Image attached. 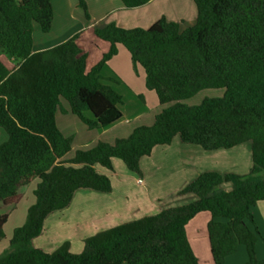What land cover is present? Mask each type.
Here are the masks:
<instances>
[{
    "label": "trees",
    "instance_id": "1",
    "mask_svg": "<svg viewBox=\"0 0 264 264\" xmlns=\"http://www.w3.org/2000/svg\"><path fill=\"white\" fill-rule=\"evenodd\" d=\"M121 1L133 8L151 0ZM193 1L197 18L191 25L162 16L149 28L113 22L96 28L110 49L88 71L78 34L33 51L35 24L45 33L53 27L52 0H0V49L15 61L9 68L0 59V127L8 134L0 145V207H16L20 189L39 179L35 202L14 229L0 264H200L186 226L202 211L212 214L208 233L215 264H227L240 245L247 248V264H264L256 251L258 228L249 224H255L251 208L264 200V0ZM79 6L90 19L87 0ZM120 44L133 68H144L146 85L160 104L175 103L153 124L140 125L113 144L101 140L79 149L66 161L74 135H65L57 124L61 99L90 129L106 128L123 116V96L106 82L115 80L101 74ZM204 89H224V95L192 107L180 103ZM176 136L207 151L251 141L252 170L203 172L179 193L197 195L194 201L89 237L80 253L72 252L69 242L53 252L33 244L45 219L68 207L78 189L112 191L111 178L99 167L114 171L113 158H120L141 176V159ZM225 183L232 188L226 190ZM8 218L0 213V241Z\"/></svg>",
    "mask_w": 264,
    "mask_h": 264
},
{
    "label": "crops",
    "instance_id": "2",
    "mask_svg": "<svg viewBox=\"0 0 264 264\" xmlns=\"http://www.w3.org/2000/svg\"><path fill=\"white\" fill-rule=\"evenodd\" d=\"M57 2L58 4H55V0H52L54 21L51 31L45 33L39 24L34 26L33 51L51 48L78 34V42L88 53V71L110 49V43L95 34L96 28L105 27L112 22L123 28H149L162 16H166L165 8L168 3L165 0H151L144 5L128 8L121 0H87L91 15L88 19L79 6V0ZM187 2L191 8L187 14L183 12V16L186 17L182 16L183 19L180 17L181 21H178L174 20L176 17L169 15L166 16L167 19L186 25L193 24L197 18L196 5L192 0ZM161 7L163 9H160ZM118 49V54L106 63L101 74L105 79L115 80L106 82L123 96V103L120 105L123 116L106 128L90 129L88 126L86 129L83 128L87 141H90L85 143V146L92 142L97 144L101 140L106 141L104 135L112 130L116 133L111 141L114 143L117 138L129 136L139 126L130 125L133 119L149 115L151 117L148 125H151L155 121V116L163 110L161 105L157 108V114H151L146 100H141L140 97L146 94L152 98V93L148 91L146 85L144 70L138 68V76H135L129 51L121 44L118 45ZM127 96L133 105L131 107L125 103ZM63 111L69 113L66 106H63ZM76 134L74 132L65 135H74L75 141ZM123 163L120 158H113L114 169L119 168L122 175H118L116 171L98 168L111 178L113 185L111 192L92 188L78 189L68 207L52 212L45 219L43 232L33 239V244L47 252H53L65 242H69L70 250L80 253L84 250L85 241L89 237L125 222L158 213L162 208L190 203L198 196L179 193L203 172L249 174L253 167L252 144L251 141H247L232 148L207 151L199 145L184 143L180 136H176L171 144L156 146L150 156L141 159V176L126 169L127 166L125 167ZM139 179L143 180L142 184L138 182ZM137 185L139 189L136 188ZM223 187L230 190L232 185L225 183ZM18 204L16 207H7L16 209ZM251 212L255 224H249L252 228L256 226L259 231L257 256L264 260V200L254 205ZM211 219L212 214L209 211H202L186 226L189 242L200 264H215L208 233V223ZM247 261L248 252L245 245H240L236 253L227 257V264H247Z\"/></svg>",
    "mask_w": 264,
    "mask_h": 264
},
{
    "label": "rangeland",
    "instance_id": "3",
    "mask_svg": "<svg viewBox=\"0 0 264 264\" xmlns=\"http://www.w3.org/2000/svg\"><path fill=\"white\" fill-rule=\"evenodd\" d=\"M165 2L166 3L168 2L167 6L165 8L166 9L165 15L166 16L171 15V17L174 16V17H176V18H174V20H178V21H181V18L184 14L183 12H185V14H187L189 12L188 9L191 8L189 6L187 0H165ZM192 2H194V1L192 0ZM55 4H58L57 0H55ZM174 7L176 8V10H174ZM160 9H163V7H161ZM192 10H194V9H192ZM183 17H186V16H183ZM189 17H191V16H189ZM0 59L9 68H12L15 65V61H13L10 54L6 53L2 49H0ZM138 68H140V70H144V68L141 65H138L137 70L133 68V72H134L135 76H138ZM144 72H145V70H144ZM102 76L105 77L103 74H102ZM148 91L152 93V95H151L152 98L149 95L146 96V94H143L140 96L141 100H144V99L146 100L147 106L150 109V112L152 115L157 114L158 113L157 108L161 107L162 104H160L158 96L154 90H151L148 88ZM223 95H224V89H204L189 99L181 100L180 103L185 104L188 107H192V106L200 105L207 98H220V97H223ZM125 103L127 106H130V107L133 106L131 104V102L129 101L128 96L125 100ZM174 103L175 102L163 105L162 109L168 108V107L172 106ZM63 106H66L69 109V113L67 112V114H66V112L63 111ZM123 109L126 110V107H124ZM56 116H57V124H58L59 128L65 134L68 135V134L74 133V132L77 133L76 139L73 143V148L65 156L64 160L68 161V160L74 158L76 156L77 150H79V149L86 150V149H89V148L93 147L94 145H96V144H94L95 142H92V144L90 143L87 146H85L86 145L85 143L90 142V141H87L85 131L83 129V128L86 129L87 125H85L78 118L77 115L73 114L70 111V106L66 100L61 99V104L59 106V109L57 111ZM150 117H149V115H147V116H144L140 119H133V121L130 125H132V124L133 125H139V126L144 125V124L148 125V123H150L149 122ZM130 125H128V126H130ZM115 135H116L115 130H112L108 134L104 135V137H105V139H107L106 141L108 143L113 144L111 141ZM7 139H8L7 132L2 127H0V145L2 143H4ZM121 161L123 162L122 159H121ZM125 167H126V164H125ZM126 169H127V167H126ZM114 171H116V173L118 175H122V172H121V170H119V168H116V170L114 169ZM38 183H39V179H36V180L32 181L29 185L20 189V192L22 193V199L20 200L18 207L16 209H11V207H7V206H3V205L1 206L0 212L10 213L9 214V216H10L9 220L7 221V223L4 226V232H5L6 237L3 239L2 242H0V249H2L1 250L2 252H4L9 247V241L12 237L14 229L16 227L21 226L25 222V219H26L27 213H28V209H29L30 205L33 204V202H35L34 190L36 189ZM139 186H141V185H139ZM136 188L139 189L138 185ZM2 247H4L5 250Z\"/></svg>",
    "mask_w": 264,
    "mask_h": 264
},
{
    "label": "built area",
    "instance_id": "4",
    "mask_svg": "<svg viewBox=\"0 0 264 264\" xmlns=\"http://www.w3.org/2000/svg\"><path fill=\"white\" fill-rule=\"evenodd\" d=\"M138 182L142 184L143 183V180L142 179H139Z\"/></svg>",
    "mask_w": 264,
    "mask_h": 264
}]
</instances>
